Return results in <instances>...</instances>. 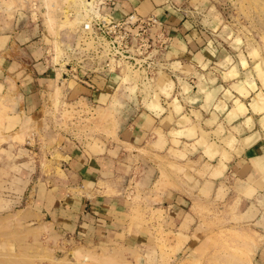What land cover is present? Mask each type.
<instances>
[{"label": "rangeland", "instance_id": "obj_1", "mask_svg": "<svg viewBox=\"0 0 264 264\" xmlns=\"http://www.w3.org/2000/svg\"><path fill=\"white\" fill-rule=\"evenodd\" d=\"M171 6L196 22L213 46L216 61H239L245 76H250L252 64L264 85V0H182ZM86 16L80 0H0V264H254L259 225L253 226L251 212L246 211L252 207L250 200L193 201L181 225L174 228V223L164 221L158 192L168 185L182 190L181 185L195 184L201 173L190 161L184 162L185 153L178 165L165 161L173 154L161 153L158 159L163 163L154 171L137 166L144 151H133L131 157L127 148L114 178L96 180L99 191L125 200L124 231L142 224L148 232L145 244L116 246L121 232L98 241L77 237L51 222L45 209L52 189L68 175L58 161L65 143L76 150L79 140L87 150L101 152L106 151L101 146L107 138L118 141L115 129L124 93L134 97L129 101L132 108L146 101L179 107L171 95L160 97L169 77L174 80L171 91L176 85L181 89L179 73L174 78L160 71L144 80L137 70L120 65L119 72L113 71L118 80L109 100L97 106L81 96L78 83L68 86L70 76L62 75L64 38L68 40ZM43 56L51 77L60 83L54 90L47 84L49 78L36 83L37 104L26 107L27 88L34 86L26 84L33 75L30 65ZM87 76L78 73V82ZM177 230L190 231L189 243L181 242L185 236Z\"/></svg>", "mask_w": 264, "mask_h": 264}, {"label": "crops", "instance_id": "obj_2", "mask_svg": "<svg viewBox=\"0 0 264 264\" xmlns=\"http://www.w3.org/2000/svg\"><path fill=\"white\" fill-rule=\"evenodd\" d=\"M181 1L115 0V4L108 7L114 17L134 11L138 14L152 13L164 20L170 36L164 56L173 67L171 73H179L184 80L181 79V89L180 85H176L179 89L171 91L174 80L169 77L168 81L165 80V87L161 88L160 97L171 95L170 99L175 98L179 107L168 108L160 101V105L151 106L146 101V105L141 103L132 108L129 101L134 97L124 93L115 129L118 141L107 138L101 146L106 151L101 152L87 150L79 140L76 150L68 143L60 148L62 155L58 161L64 165L68 175L61 185L52 189L53 197L45 213L61 230L77 237L98 241L103 237H115L121 232L117 236L123 245L116 246L145 244L148 232L142 224L133 226L134 230L124 231L127 226V220L122 215L126 209L125 200L113 193L99 191L96 180L114 178L116 165L127 148L131 157H134L133 151H144L145 155L136 159L137 166L143 170L150 166L154 171L159 163H163L158 159L163 155L161 153L173 154L165 160L171 163L182 160L180 158L185 153L187 159L184 162L190 161L201 173L195 184L181 185L182 190L168 185L158 192V205L164 211V221L168 225L174 223V228L181 225L182 219L188 220L186 211H189L193 201L220 204L225 197H237L242 204L250 200L252 207L246 208V211L251 212L249 218L253 226L259 225L254 264H264V85L254 65L246 62L251 71L250 76H245L242 75L244 66L239 61L220 60V63L214 59L216 52L196 22L171 6ZM43 57L30 65L33 75L29 74L26 84L34 86L27 88L24 97L26 107L33 108L37 104L36 83L48 78L47 84H51L52 88L60 83L56 84V79L51 77L52 69L48 68V62ZM54 75L57 77V73ZM66 78L68 86L78 83L83 88L79 90L81 96L97 106L107 103L118 75L115 72L88 74L81 83L78 79ZM213 132H217L218 136ZM245 190H249L250 194H245ZM187 225L189 227L188 222ZM179 231L185 236L181 242L189 243L190 231L184 233L177 230L176 234Z\"/></svg>", "mask_w": 264, "mask_h": 264}, {"label": "built area", "instance_id": "obj_3", "mask_svg": "<svg viewBox=\"0 0 264 264\" xmlns=\"http://www.w3.org/2000/svg\"><path fill=\"white\" fill-rule=\"evenodd\" d=\"M87 16L77 26L62 56V75L108 74L119 66L137 70L144 80L156 72L173 70L164 52L170 41L167 27L155 14L134 11L114 17L108 7L115 0H87ZM75 33L76 37L77 34ZM77 39V38H76Z\"/></svg>", "mask_w": 264, "mask_h": 264}, {"label": "bare ground", "instance_id": "obj_4", "mask_svg": "<svg viewBox=\"0 0 264 264\" xmlns=\"http://www.w3.org/2000/svg\"><path fill=\"white\" fill-rule=\"evenodd\" d=\"M81 1V3H82V8H83V10H84V12H85V14L87 15V11H88V8H87V0H80ZM78 5V4H77ZM81 5V4H80ZM53 11V9H51V11L50 12H52ZM79 14V13H78ZM78 19V18H77ZM64 32V31H63ZM70 33V38L67 40V39H65L64 38V40H65V42H67V46L70 44V39L73 37V38H75V41L77 42V40H78V36H79V33L77 34L75 31L74 32H69ZM75 33L77 34V37H76V35H75ZM77 38V39H76ZM65 48H66V46H65ZM61 50V49H60ZM64 65H62V71L64 70ZM135 70V69H134ZM61 74V73H60ZM67 76H70V77H72V78H74V79H77V77H76V75L75 74H73V75H71V74H68ZM64 77V76H63ZM61 78V77H60ZM66 78L64 77L63 78V80H65ZM62 81V80H61ZM62 83V82H61ZM26 118V117H25ZM31 118H29V120H30ZM25 121H27V120H25ZM247 187V186H246ZM241 234L242 235H244V234H247L248 235V233H246V232H241ZM64 262H61V264H63ZM58 264H60V263H58Z\"/></svg>", "mask_w": 264, "mask_h": 264}]
</instances>
